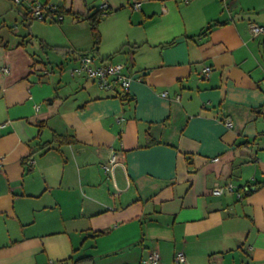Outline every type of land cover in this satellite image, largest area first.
Instances as JSON below:
<instances>
[{
  "label": "crops",
  "instance_id": "obj_1",
  "mask_svg": "<svg viewBox=\"0 0 264 264\" xmlns=\"http://www.w3.org/2000/svg\"><path fill=\"white\" fill-rule=\"evenodd\" d=\"M64 1L0 0V264H264V0L105 1L69 56L124 64L127 91L51 80L5 33L13 2Z\"/></svg>",
  "mask_w": 264,
  "mask_h": 264
},
{
  "label": "rangeland",
  "instance_id": "obj_2",
  "mask_svg": "<svg viewBox=\"0 0 264 264\" xmlns=\"http://www.w3.org/2000/svg\"><path fill=\"white\" fill-rule=\"evenodd\" d=\"M105 1L107 0H65L64 3L68 10L72 8L73 13H82L88 8L94 7L92 9H97L103 7V3ZM130 1V3L136 1H141L142 3L144 2V0ZM125 5L127 10L132 6L131 4L128 5L126 2ZM18 11L26 13V6L15 4L13 2L11 12L5 14L4 16L5 33L10 32L16 41H21L30 33L39 39L53 43V46H60L70 50L72 49L71 44H73L77 47L80 46L83 49L88 47L87 51L95 53L91 50V48H89L91 46V33L87 23L76 20L75 14L62 13V16H64L63 21H58L56 18H54L55 20L47 19L45 21L32 19V24L29 28L28 22H24L22 20V16ZM37 39H33L29 46V50L33 53L36 52L39 56V61H43L46 64V69L50 74V79L61 78L63 81L73 80V77L70 74V70L74 68L75 65L72 64L73 56H64L63 54L48 48L47 50H43L40 48Z\"/></svg>",
  "mask_w": 264,
  "mask_h": 264
},
{
  "label": "built area",
  "instance_id": "obj_3",
  "mask_svg": "<svg viewBox=\"0 0 264 264\" xmlns=\"http://www.w3.org/2000/svg\"><path fill=\"white\" fill-rule=\"evenodd\" d=\"M188 2V0H184ZM141 3L136 2L133 6L134 9H140ZM103 9H107L108 6L104 5ZM33 19L38 20H55L58 21L63 20L62 14L57 13V5L55 4H44L41 2H37L32 10L31 15ZM250 31L254 37L264 35V26L252 23L250 24ZM80 63L78 66L72 68L70 70L71 76H85L88 79L92 80L96 83L100 88L105 90H116L122 89L123 91L129 90L130 83L132 81V77L125 73V66L122 63L113 62L111 60L108 61H100L98 56L93 54H83L79 58ZM3 73H8L9 69L4 67L2 69ZM204 74H208L211 71L210 67L204 68ZM166 95V93H163ZM224 124L227 128L233 127V122L231 119L227 118L224 120ZM218 160V159H216ZM118 164V154L114 152L111 153L110 157L103 165L105 171H111ZM3 165V158L0 156V167ZM249 191L248 188H246ZM229 191H233L232 187H228ZM218 193H222L223 189L217 191ZM241 197V195H239ZM148 262L144 264H158L160 260V256L157 252H151L148 255ZM55 264V263H51ZM175 264H187L186 258L182 252H178L175 256Z\"/></svg>",
  "mask_w": 264,
  "mask_h": 264
},
{
  "label": "trees",
  "instance_id": "obj_4",
  "mask_svg": "<svg viewBox=\"0 0 264 264\" xmlns=\"http://www.w3.org/2000/svg\"><path fill=\"white\" fill-rule=\"evenodd\" d=\"M107 10L103 9L102 7L94 9V10L90 9L89 12L81 15L82 19L88 21V23H89L91 36H92V39L94 41L95 50L98 49V46L100 45V42H101L99 25H100L102 19L104 18V16L108 15L109 12H107ZM57 13L74 14L71 10H65L62 4L57 5ZM30 15H31V12L25 13V19L32 20L33 18ZM30 25L31 24H29L28 26L30 27ZM39 44H40V47L42 49H47V48L52 49V50H55L56 52L63 54L64 56L73 55L75 53V51L72 49L68 50L67 48H63L60 46L49 45L44 40H40Z\"/></svg>",
  "mask_w": 264,
  "mask_h": 264
}]
</instances>
